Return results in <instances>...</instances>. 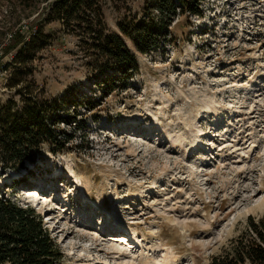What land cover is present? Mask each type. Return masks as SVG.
<instances>
[{
    "label": "rangeland",
    "instance_id": "obj_1",
    "mask_svg": "<svg viewBox=\"0 0 264 264\" xmlns=\"http://www.w3.org/2000/svg\"><path fill=\"white\" fill-rule=\"evenodd\" d=\"M27 1L0 0V102L14 55L2 47L45 5ZM142 6L105 0L107 30L120 36L118 21ZM197 11L174 17L146 54L120 36L138 72L105 94L77 39L43 27L51 42L31 78L60 102L68 142L0 171V193L41 217L56 264H208L248 216H264V0H200Z\"/></svg>",
    "mask_w": 264,
    "mask_h": 264
},
{
    "label": "trees",
    "instance_id": "obj_2",
    "mask_svg": "<svg viewBox=\"0 0 264 264\" xmlns=\"http://www.w3.org/2000/svg\"><path fill=\"white\" fill-rule=\"evenodd\" d=\"M104 1L43 0L45 5L26 34L19 29L9 34L8 43L2 47V53L14 51V55L11 64L4 66L10 71L4 85L10 97L0 102L1 172L25 170V163L35 164L43 145L55 153L68 142L67 138L61 140L62 132L56 128L69 123L58 112L60 102L45 98L31 78L33 61L51 42V36L43 32L45 25L57 23L63 34L77 39L92 83L105 94L117 86H127L138 72L136 60L121 37L140 54L149 53L167 41L172 19L182 16L184 9L198 16L200 0H143L139 13L127 12L118 21L121 37L107 30ZM4 195L0 193V264L58 263L61 255L41 217ZM208 264H264V216H248L242 231L212 255Z\"/></svg>",
    "mask_w": 264,
    "mask_h": 264
},
{
    "label": "bare ground",
    "instance_id": "obj_3",
    "mask_svg": "<svg viewBox=\"0 0 264 264\" xmlns=\"http://www.w3.org/2000/svg\"><path fill=\"white\" fill-rule=\"evenodd\" d=\"M33 192H35V189H29V190H26V191H25V193H27V194H26L27 196H28L29 194H32ZM24 195H25V194H24ZM117 238H118V241H119V242H121V243L124 242V241L122 240V239L124 238V237H122V235H119ZM119 238H121V239L119 240Z\"/></svg>",
    "mask_w": 264,
    "mask_h": 264
}]
</instances>
